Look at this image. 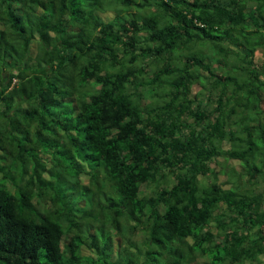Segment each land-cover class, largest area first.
<instances>
[{
  "label": "trees",
  "instance_id": "trees-1",
  "mask_svg": "<svg viewBox=\"0 0 264 264\" xmlns=\"http://www.w3.org/2000/svg\"><path fill=\"white\" fill-rule=\"evenodd\" d=\"M262 31L264 0H0V264H264Z\"/></svg>",
  "mask_w": 264,
  "mask_h": 264
},
{
  "label": "rangeland",
  "instance_id": "rangeland-1",
  "mask_svg": "<svg viewBox=\"0 0 264 264\" xmlns=\"http://www.w3.org/2000/svg\"><path fill=\"white\" fill-rule=\"evenodd\" d=\"M144 10L145 11H148L147 8H144ZM108 14H109V16H111V13L108 12ZM254 28L255 27L252 28L250 25L248 26V30H252ZM262 32L264 33V31H262ZM212 33H215L217 35H220L221 34V31L219 29H217L216 26H215V28L212 30ZM218 47L219 48L220 47H223V49L225 50L224 52H225L226 55L224 54V52L222 53V55L224 56V58L227 57V54L229 52H232V53L235 52L236 54L237 53H243L244 55L246 53L245 51H243V50L240 49V47H239V41L237 43L235 42L234 45H233V43L231 44V43L228 42V40H225V42L222 43V44H220ZM210 52H212L215 55V53H214L215 50L210 49ZM262 53H263V49H261V48H259L256 51V54H255V63L258 64V65L262 64V62H263L264 55ZM241 60L242 59L237 60L236 63H239V65H240L241 62H242ZM145 66H152V65H150L149 63H145ZM233 69H235V68H233ZM246 72L247 71H245L243 73H240V74L243 75L242 76L243 78H247V79L250 80L251 78L248 77V75H247ZM200 73H201V77L202 78L204 76H207V74H208L207 72H204V71H200ZM227 87L230 88L231 87V84L229 86H227ZM235 88H236V84H233L230 90L235 89ZM191 92H192V94L197 93V92H201L199 94V98L202 99V105L205 106L206 109L211 110V112L213 114L212 117H211V120L214 119L216 117V115H218V112L217 111L214 112V106L218 103L219 88L217 87V90L214 89V88H212L211 87V82H209L208 79H207V80H201V82H197V83L193 84V86L191 88ZM160 95L161 96L157 99L156 102H154V99L155 98L151 99V98H148V97H144L143 98V102H144V104L147 103L146 106L150 105L151 103H159L164 98L163 97V94L160 93ZM155 96H158V95H155ZM196 101L198 103V99H196ZM195 104H196V102L194 103V105ZM224 111H225V109H224ZM225 113H226V111H225ZM235 117L238 118V116H234V118ZM190 120L192 121L193 119L190 118ZM229 147H230L229 142L223 141L221 143V148H223V149H229ZM254 157L255 158H259L260 157L259 156V152H256L254 154ZM241 161H242V159H240V164L242 163ZM250 163L252 164V161H250ZM231 165H234L233 167H238L239 164H238V161L237 160H234V159H227V160H225L224 156H222V155H219L216 158H214L213 161H211L210 164H209V166L212 167L215 170V172H216V178L218 179V182L223 183L224 187H228V186H230L232 184V183H226V180L229 177V175H228L229 166H231ZM249 166L251 167V165H249ZM260 167H261V165H260ZM238 169L240 170V167ZM172 176L173 175L170 174V180L171 179L173 180V177ZM250 176H251V174H249L247 172V175H246V183L249 186H248V188H246V190L247 189H250V191L251 190L258 191V190H260L261 188L264 187V184H262V183L261 184H257V185L256 184L255 185H252L255 178H253V176H251V178H250ZM198 179H199V181H201L203 183H208L211 178L209 176L204 177V176H202V175L199 174L198 175ZM244 180H245V178L242 179V181H244ZM237 184H238V182H237ZM211 228L213 230H216L213 226ZM137 238H138V240H140V237H137ZM257 261H258V258L256 260H254V261H249V260L244 261L242 264H253L254 262H257ZM236 264H239V263H236Z\"/></svg>",
  "mask_w": 264,
  "mask_h": 264
}]
</instances>
